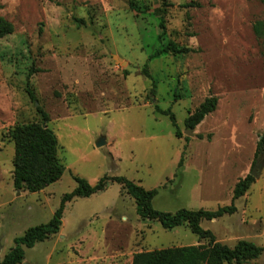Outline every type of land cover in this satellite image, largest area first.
I'll return each instance as SVG.
<instances>
[{
    "label": "rangeland",
    "instance_id": "obj_1",
    "mask_svg": "<svg viewBox=\"0 0 264 264\" xmlns=\"http://www.w3.org/2000/svg\"><path fill=\"white\" fill-rule=\"evenodd\" d=\"M190 2L199 6H182ZM0 3L14 26L0 38V259L15 237L49 221L77 176L90 184L123 176L156 188L157 210H214L231 203L235 183L257 160L263 164L234 200L236 211L200 225L229 247L240 240L264 246V155L255 157L264 131V0ZM169 42L191 50L172 53ZM209 96L216 108L187 128V116ZM157 108L171 112L176 126ZM29 123L53 131L64 167L37 192L13 187L10 131ZM61 220L57 233L24 247L19 264H131L142 251L210 245L186 225L168 230L141 219L113 181L67 202ZM248 264H264V251Z\"/></svg>",
    "mask_w": 264,
    "mask_h": 264
},
{
    "label": "trees",
    "instance_id": "obj_2",
    "mask_svg": "<svg viewBox=\"0 0 264 264\" xmlns=\"http://www.w3.org/2000/svg\"><path fill=\"white\" fill-rule=\"evenodd\" d=\"M184 7L199 6L198 3H185ZM1 9V3H0ZM157 12H160L157 10ZM161 18V16H160ZM159 26L164 27L162 18ZM260 26H255V31L260 32ZM14 26L0 14V38L12 34ZM167 51L172 53H185L191 49L187 47H178L174 42H169ZM160 50L153 52L151 57L158 56ZM31 72L33 69L30 70ZM29 71V74H30ZM145 76L150 77L146 65L143 67ZM153 92V88L151 89ZM26 92L30 99L35 100L34 94L26 85ZM217 105V98L209 96L199 104V106L190 113L184 121L187 128L194 129L203 118L212 112ZM42 116L43 122H48V114L41 107L36 109ZM158 112L168 115L173 125L174 116L168 110L156 109ZM177 134L178 131H177ZM14 143L13 159V187L17 190L25 189L29 192H37L50 184L59 180L63 174L64 167L57 159V138L53 131L47 126L43 127L41 123H29L15 126L10 131ZM264 155V131L256 144L255 157ZM181 157L178 165L182 164ZM75 188L65 193L59 202L58 207L52 214L48 222L39 224L26 229L18 237L14 238V246L0 259V264H19L24 257V247L31 248L35 243L43 241L51 234L59 231L62 224V214L65 204L75 197H89L90 195L102 191L106 188L108 181L121 184L134 199L136 213L141 219L156 220L162 228L172 229L177 226L186 225L192 233L199 238L209 239L210 245L197 246L185 245L174 248H164L147 252H139L133 255L131 264H248L251 259L257 258L263 251L264 246L255 245L252 242L240 240L234 247L215 241L214 235L208 229L201 227L202 220H211L223 215H231L236 211L234 200L245 194L250 185L254 182L251 173L239 179L232 191V200L229 205L210 209H187L180 208L174 213L154 209L151 205L153 197L156 195V188L144 189L142 186L126 179L123 176L106 175L99 178L94 184H90L84 178L75 177Z\"/></svg>",
    "mask_w": 264,
    "mask_h": 264
},
{
    "label": "water",
    "instance_id": "obj_3",
    "mask_svg": "<svg viewBox=\"0 0 264 264\" xmlns=\"http://www.w3.org/2000/svg\"><path fill=\"white\" fill-rule=\"evenodd\" d=\"M35 105H37V103H35ZM43 127H44V126H43ZM188 131H189V133H191L190 130H188ZM103 143H104V141H103V140H100L99 142H97V146L99 147V146H101ZM262 164H263V160H257V161L254 163V165H253V169H252V171L250 172L251 175H252L253 177L256 176V172H257V171H256V168H261Z\"/></svg>",
    "mask_w": 264,
    "mask_h": 264
}]
</instances>
